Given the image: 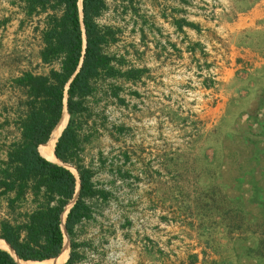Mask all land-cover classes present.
<instances>
[{
    "label": "rangeland",
    "instance_id": "374dc122",
    "mask_svg": "<svg viewBox=\"0 0 264 264\" xmlns=\"http://www.w3.org/2000/svg\"><path fill=\"white\" fill-rule=\"evenodd\" d=\"M52 12L60 7L0 0V68L18 65L0 80V161L26 109L15 79L58 67L39 57ZM96 20L113 63L141 72L99 76L85 96L71 151L105 195L85 199L73 226L77 263L177 264L196 253L194 264H264L247 254L249 230L225 232L237 220L256 230L262 212L264 0H104ZM12 196L0 193V216L35 204L26 193L7 205Z\"/></svg>",
    "mask_w": 264,
    "mask_h": 264
},
{
    "label": "trees",
    "instance_id": "16d2710c",
    "mask_svg": "<svg viewBox=\"0 0 264 264\" xmlns=\"http://www.w3.org/2000/svg\"><path fill=\"white\" fill-rule=\"evenodd\" d=\"M80 1L79 5V0H25L28 12L48 3L59 6L60 12L47 15L39 50L42 62L57 59L58 67H51L46 73L23 71L15 79L25 88L26 109L19 122V139L10 143L5 159L0 161V193L13 192L12 198L6 199L7 205L26 193L32 194L35 203L28 210L14 211L12 207L15 217L8 213V216H0V240H5L24 261H42L58 256L64 238L60 227L61 214L71 202L69 200L78 182L76 196L64 218L69 250L60 263L78 264L79 253L75 248L80 243L72 239L73 226L87 213L85 199L95 194L105 195L103 189L94 186L91 169L73 159L71 148L78 117L86 110L84 99L91 92L95 78L122 76L133 79L141 72V68L136 67L120 69L113 63L115 56L104 50L107 31L96 20L104 7V0ZM186 24L196 27L190 22ZM64 108L68 117L54 143L53 153L59 160L74 164L76 175L38 151V146L47 139L51 128L61 118ZM260 203L262 212L256 217V230L249 229L250 225L242 220L232 221L236 226L225 230L236 235L249 230L255 237V244L247 254L255 257H264L261 253L264 252V189ZM240 210L243 211V208L240 207ZM241 211L238 210V216L236 211L234 216L243 219ZM203 228L210 229L208 225ZM196 258V253H188L187 260L177 264H194ZM0 264L17 263L9 252L0 248Z\"/></svg>",
    "mask_w": 264,
    "mask_h": 264
},
{
    "label": "bare ground",
    "instance_id": "6f19581e",
    "mask_svg": "<svg viewBox=\"0 0 264 264\" xmlns=\"http://www.w3.org/2000/svg\"><path fill=\"white\" fill-rule=\"evenodd\" d=\"M66 119H67V112L64 108L62 115H61V118L59 119L57 124L52 129L50 136L47 139V141L38 146L39 153L41 155H43L44 157L50 159V160H53V161L57 160L53 154V144L55 142V139H56L58 133L60 132L63 125L65 124ZM67 207L68 206H66L65 210L61 214V227H62V221L64 218V213H65ZM63 244L64 245L62 246L61 251L59 252L58 256H56L55 258L42 260V261H29V260L24 261V260H21L20 258L16 257V255L13 252V249L4 241H0V248L5 249L7 252H9L13 256V258H15V261L17 264H60L66 258V255H67L66 240H65V242H63Z\"/></svg>",
    "mask_w": 264,
    "mask_h": 264
},
{
    "label": "water",
    "instance_id": "95a60500",
    "mask_svg": "<svg viewBox=\"0 0 264 264\" xmlns=\"http://www.w3.org/2000/svg\"><path fill=\"white\" fill-rule=\"evenodd\" d=\"M79 4H80V0H79ZM66 84H67V83H66ZM66 84H65V86H66ZM57 121H58V120H57ZM57 121H56V122H57ZM55 124H56V123H55ZM55 124L53 125V127L55 126ZM64 125H65V124H64ZM64 125H63V127H64ZM53 127H52V128H53ZM63 127H62V128H63ZM52 128H51V130H52ZM62 128H61V130H62ZM51 130H50V132H51ZM61 130H60V132H61ZM50 132H49V134H48L47 139L49 138ZM60 132L58 133V135L60 134ZM58 135H57V136H58ZM47 139H46V140H47ZM56 139H57V137H56ZM56 139H55V140H56ZM46 140H45L44 142H42V143H45ZM39 144H40V143H39ZM39 144H38V145H39ZM38 145H37V146H38ZM53 145H54V144H53ZM53 154H54V153H53ZM42 156H43V155H42ZM54 156H55V155H54ZM45 158H46V157H45ZM47 159H48V158H47ZM56 159H57V161H53V160H50V159H49V160L52 161V162H56V163L61 164V165L64 166V164H62V163H63L62 161H60L58 158H56ZM65 167H66V166H65ZM75 175H76V172H75ZM76 186L78 187V182H77ZM77 187H76L75 193L73 194L72 198L69 200V201H71V202H70V204L68 205V207H67V209H66V211H65V213H64V218H65V214H66L68 208L70 207V205H71L72 202L74 201V198H75V196H76ZM69 201H68V202H69ZM68 202H67V203H68ZM67 203H66V204H67ZM66 204H65V205H66ZM65 205H64V207H65ZM62 211H63V210H62ZM62 211H61V212H62ZM60 214H61V213H60ZM64 218H63V221H62V227L60 226L63 235H64V233H65V229H64ZM7 244H8V243H7ZM60 248H61V247H60ZM13 252H14V251H13ZM14 254H15V253H14ZM15 255H16V254H15ZM16 257H18V256L16 255ZM18 258H19V257H18ZM14 259H15V258H14Z\"/></svg>",
    "mask_w": 264,
    "mask_h": 264
},
{
    "label": "crops",
    "instance_id": "0c3cea01",
    "mask_svg": "<svg viewBox=\"0 0 264 264\" xmlns=\"http://www.w3.org/2000/svg\"><path fill=\"white\" fill-rule=\"evenodd\" d=\"M12 63H14V62H12ZM14 65L12 64V67H9V66H7V69L5 68L4 70H1V68H0V75H1V78H0V80H2V78H5V74H9L8 76H10V75H12V73L10 72V71H12L14 74H15V72H16V70H15V68L18 66H15V68L13 67ZM11 73V74H10ZM8 78V77H7ZM1 82V81H0ZM1 87H2V84L0 83V93L2 92V89H1Z\"/></svg>",
    "mask_w": 264,
    "mask_h": 264
}]
</instances>
